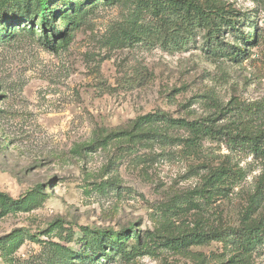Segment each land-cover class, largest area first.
I'll use <instances>...</instances> for the list:
<instances>
[{
	"label": "rangeland",
	"instance_id": "obj_1",
	"mask_svg": "<svg viewBox=\"0 0 264 264\" xmlns=\"http://www.w3.org/2000/svg\"><path fill=\"white\" fill-rule=\"evenodd\" d=\"M83 1L57 6L65 44L0 22V193L34 197L0 201V264H264L237 233L263 220L264 155L206 131L264 130V0H194L214 35L168 0ZM152 113L196 127L136 126ZM130 225L140 243L79 257L82 226Z\"/></svg>",
	"mask_w": 264,
	"mask_h": 264
},
{
	"label": "trees",
	"instance_id": "obj_2",
	"mask_svg": "<svg viewBox=\"0 0 264 264\" xmlns=\"http://www.w3.org/2000/svg\"><path fill=\"white\" fill-rule=\"evenodd\" d=\"M83 1V0H82ZM82 1L80 0H68V4L65 3L64 0H58L56 3H53V0H22L19 3L17 0H6V3L2 8H0V22L3 23L6 20L10 21L12 24L16 22H20L22 19L25 22L33 24L35 22V17L38 20V26L44 32L45 37L48 41L53 44V41L50 40L52 38L56 39L60 37L62 43L65 44V39L67 36V32H63L58 30L55 26V17L57 15L65 13L67 10H59L57 8L58 5H62L64 8L68 7L69 10H73L77 7L75 3H79L81 5ZM88 1L91 0H84L83 4H86ZM96 1V0H92ZM169 4L175 8L184 9L186 12L185 15L190 17L191 12L196 15L201 21L206 23L211 22L215 25L211 29L212 34H216L218 30L217 21L215 20L216 14L217 17H221V13H215L216 11L206 10L200 3L195 2L194 0H168ZM212 12V13H210ZM183 13L180 16L186 19ZM34 31L35 29L32 28ZM50 30V31H49ZM49 32L52 35H49ZM2 33H0V36ZM259 31L254 27V32L252 35H244L243 40H245L246 44H256L259 40ZM53 46V45H52ZM239 52L245 53V48H240ZM161 120V121H160ZM171 122L173 125L178 126H194L193 123L187 121L186 119H172L167 117L163 113H152L148 114L145 117H140L137 122L136 126L141 127L146 124H153L158 122ZM206 131L211 135H218L222 133H226L230 135L233 140H237L240 144L247 146L249 150L255 154L264 155V145L262 144L264 141V130L258 134H254L251 132H239L235 135L230 134L222 127H215L213 125H209L206 127ZM121 132L116 131L113 134H107V137L112 136H119ZM0 201L2 208L7 209H28L31 203L34 201V197L32 195H27L22 199L15 200L5 194L0 193ZM264 217L263 220L260 222L259 225L248 227L245 229L238 230V235L240 239L243 240L244 245L246 246L249 243H252L254 240H260L264 238ZM84 231V235L81 238L82 247L79 254V257L83 260H95L99 256H110L112 252H123L125 251V241L130 238V236H134L138 242L142 241V236L139 233V230L136 229L133 225H130L127 228H124L120 231H115L112 228L105 229V228H91L89 226H82L81 227ZM195 238H208L207 233L203 232H195L191 233V242L195 240Z\"/></svg>",
	"mask_w": 264,
	"mask_h": 264
}]
</instances>
